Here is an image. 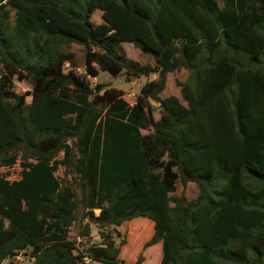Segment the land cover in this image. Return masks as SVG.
<instances>
[{"label": "trees", "instance_id": "16d2710c", "mask_svg": "<svg viewBox=\"0 0 264 264\" xmlns=\"http://www.w3.org/2000/svg\"><path fill=\"white\" fill-rule=\"evenodd\" d=\"M101 72L157 78L130 104ZM16 165L0 264H121L124 223L146 239L132 264L159 244L161 264H264V0H0V168Z\"/></svg>", "mask_w": 264, "mask_h": 264}, {"label": "rangeland", "instance_id": "374dc122", "mask_svg": "<svg viewBox=\"0 0 264 264\" xmlns=\"http://www.w3.org/2000/svg\"><path fill=\"white\" fill-rule=\"evenodd\" d=\"M220 5H222V0H217ZM123 46L127 52L128 58L131 60L137 62L139 65H146L150 63L151 57L148 54L143 53L141 50L136 48L132 43H123ZM74 50H78V55L81 56L83 53V48H79L78 46H73ZM82 50V51H81ZM82 71V69H80ZM187 74L185 71L182 72H174L170 73L167 76V85L166 89L163 92V96H170L174 95L180 99H182V94L180 87L178 86L177 82L181 81L184 82L186 80ZM157 76L155 74L151 75L148 78H140L135 79L132 75H123L114 77L111 74L107 72H101L98 77L93 78L92 82L93 84H111L112 87L121 89L125 92V100H127L130 104H133L135 95L139 93L140 88L148 81H152L156 79ZM24 90L30 89L28 84L22 85ZM133 96V99H130V96ZM156 114L158 112L156 111ZM158 117V115H156ZM21 168L19 165H16L15 167L11 169H2L0 168V175L9 174L10 179H17L19 178ZM57 175L59 177H63V169L60 168L57 172ZM197 193V188L194 184H190L187 189L188 198L192 199ZM118 230L121 232L122 236H125L127 239V243L129 244L122 248L121 253V259L124 261V264H132L134 263V260L137 256V254L143 252V246L146 242V239L143 241H140L138 234H135L133 242L130 244V238L132 239V233L134 232L131 226L128 223H124L121 227L118 228ZM77 228L76 226L71 228L70 236L72 238L77 237ZM140 233V232H139ZM134 235V233H133ZM94 239L93 242H98L99 238L97 237V229L94 227ZM145 261L143 264H161V258H162V251H161V244L158 246H152L150 249H147L146 252H144ZM18 262L21 264H31L30 259L25 255V253L20 255V258H17ZM9 261H5L4 264H7ZM91 264H99L96 262H92Z\"/></svg>", "mask_w": 264, "mask_h": 264}, {"label": "built area", "instance_id": "2783aa9c", "mask_svg": "<svg viewBox=\"0 0 264 264\" xmlns=\"http://www.w3.org/2000/svg\"><path fill=\"white\" fill-rule=\"evenodd\" d=\"M133 96H134V95H131V96H130V99H133ZM134 99H135V98H134ZM134 102H135V101H134ZM134 102H133V103H134ZM17 258H20V257H17ZM91 263H92V261H91L89 258H85L83 264H91Z\"/></svg>", "mask_w": 264, "mask_h": 264}, {"label": "water", "instance_id": "95a60500", "mask_svg": "<svg viewBox=\"0 0 264 264\" xmlns=\"http://www.w3.org/2000/svg\"><path fill=\"white\" fill-rule=\"evenodd\" d=\"M121 264H124V262L122 261Z\"/></svg>", "mask_w": 264, "mask_h": 264}]
</instances>
